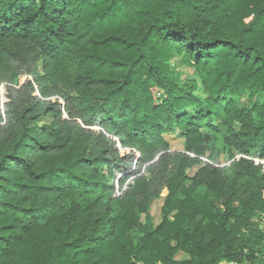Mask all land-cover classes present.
<instances>
[{
  "label": "trees",
  "instance_id": "1",
  "mask_svg": "<svg viewBox=\"0 0 264 264\" xmlns=\"http://www.w3.org/2000/svg\"><path fill=\"white\" fill-rule=\"evenodd\" d=\"M0 60L32 79L0 137V264H264L262 169L187 175L206 131L264 161V0H0Z\"/></svg>",
  "mask_w": 264,
  "mask_h": 264
},
{
  "label": "rangeland",
  "instance_id": "2",
  "mask_svg": "<svg viewBox=\"0 0 264 264\" xmlns=\"http://www.w3.org/2000/svg\"><path fill=\"white\" fill-rule=\"evenodd\" d=\"M171 66V78L176 83L181 85L189 83L191 81H199L197 79L196 70L193 66H189L186 62L183 61V57L174 53L173 59L170 62ZM16 72L12 73L8 68H6L2 61L0 60V108H1V115H0V137L3 136V128L6 124V114L7 108L9 105L12 106H22L25 103V91L23 89L27 80H32L30 76L27 74V67L21 68H14ZM37 72L43 73V67L40 62L37 63ZM202 93V90L199 91ZM246 97L244 98V103H246ZM67 117V114H65ZM52 120L49 118H44L40 121L39 125H48ZM2 129V130H1ZM94 130H98L94 128ZM205 136L207 138V148L208 152L205 158L202 161V164L189 169L187 171V175L189 177H194V175L198 172V170L205 166V164H212L217 168H230L233 162L244 158L242 155H235L234 157L228 150L225 149L224 143L217 137H215L211 132L206 131ZM167 141L170 144V148L172 152H184V140L181 138L180 133L175 131L174 133L165 136ZM119 151L124 156H133L139 157V154L132 150V149H122L119 147ZM122 177H119V180ZM116 181V195L121 196L124 191L127 189L129 184L131 183L132 179H129L125 183L118 185V181ZM165 202L164 199H157L151 205L150 208V215L152 217L154 226L161 224L164 220L166 213H165ZM169 218H172V215ZM140 222L142 224H146L145 216H141ZM138 232V231H137ZM176 262H183L189 260V256L183 253H178L173 258ZM220 264H229L225 260L221 261ZM248 264V263H247Z\"/></svg>",
  "mask_w": 264,
  "mask_h": 264
},
{
  "label": "built area",
  "instance_id": "3",
  "mask_svg": "<svg viewBox=\"0 0 264 264\" xmlns=\"http://www.w3.org/2000/svg\"><path fill=\"white\" fill-rule=\"evenodd\" d=\"M247 160H250L254 163L255 166L260 167L264 174V161L259 158L244 157Z\"/></svg>",
  "mask_w": 264,
  "mask_h": 264
}]
</instances>
